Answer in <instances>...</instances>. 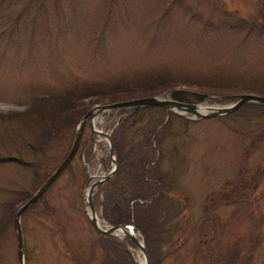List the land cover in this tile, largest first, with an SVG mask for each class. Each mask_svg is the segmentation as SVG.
<instances>
[{"label":"rangeland","instance_id":"rangeland-1","mask_svg":"<svg viewBox=\"0 0 264 264\" xmlns=\"http://www.w3.org/2000/svg\"><path fill=\"white\" fill-rule=\"evenodd\" d=\"M158 81L171 85L158 92ZM173 90L205 105L264 96V0H0V264H18L14 223L3 214L18 210L60 163L81 117L98 104ZM65 91H75L76 102L54 108ZM132 111H107L95 127L111 135ZM169 117L147 110L123 144L126 152L139 143L153 160L148 175L161 185L160 206L150 208L156 196L141 199L118 165L94 189L99 218L110 225L102 202L114 177L126 196L138 194V228L128 224L144 244L149 234L151 259L167 243L160 262L149 264H264V105L172 118L147 144L146 130ZM53 122L64 125L46 134ZM111 167L108 141L86 123L70 164L21 215L25 264H106L109 255L143 264L136 245L102 237L86 211L88 178Z\"/></svg>","mask_w":264,"mask_h":264},{"label":"water","instance_id":"water-1","mask_svg":"<svg viewBox=\"0 0 264 264\" xmlns=\"http://www.w3.org/2000/svg\"><path fill=\"white\" fill-rule=\"evenodd\" d=\"M233 101L228 103V105H205L201 102H183L171 97L165 96L164 94H156L146 97L133 98L122 100L113 103L106 104H98L88 110L79 120L75 127L74 137L69 148L67 154L60 161V163L55 167V169L50 173V175L45 179V181L38 187V189L27 199L16 211L14 217V226L17 237V259L18 264H25L24 258V243H23V234L21 228V215L22 213L30 207L33 203H35L46 191V189L53 183V181L59 176V174L66 168V166L70 163L77 148L79 146L80 140L82 138V134L84 131V127L86 123L90 128L91 134H99L106 138L109 144V156L111 160L112 167L110 171L101 176H90L86 182L85 188L87 192H84V203L86 205V211L88 217L93 223L97 232L104 235H114L123 238H128L131 242H133L139 249L143 264H149V256L147 250L145 248V244L143 239L138 235V229L135 228L134 225L119 223L116 225H108L107 223L102 222L99 218L92 196L94 193V189L96 185L103 183L105 180L110 178L116 171L118 163L116 160V152L114 148V144L109 132H105L103 130H99L95 127L96 118L106 113L110 110H119V109H137L144 106H160L163 107L166 111L171 110L177 114L183 115L190 119H201V118H212L220 115L228 114L242 104L247 102H255L264 105V96L256 95V94H237L230 96ZM95 181L90 184L92 179ZM140 233V232H139Z\"/></svg>","mask_w":264,"mask_h":264},{"label":"trees","instance_id":"trees-1","mask_svg":"<svg viewBox=\"0 0 264 264\" xmlns=\"http://www.w3.org/2000/svg\"><path fill=\"white\" fill-rule=\"evenodd\" d=\"M155 79L160 80V78H155ZM158 82L160 83L157 86H155L158 92H160V90L162 92L164 90L163 88L171 85L170 82H164V83L162 81H158ZM173 88L174 86L173 87L171 86V88L169 89L171 90ZM75 94H77L75 91H68V92L65 91L64 94L63 93L59 94V97H61L59 100L58 99H55L53 101L51 100V102L53 103H50V104L54 108H56L61 103L64 104L63 102H65L67 99H69V102L75 103L76 102L75 99L77 97V95ZM189 95L191 94L186 90H173L171 93V97L174 99L186 101V102L194 101L192 98L189 97ZM44 106L45 105H42L41 107H44ZM74 108L76 112H79V108H76V106H74ZM36 109H37V103L35 105V110ZM44 110L46 111V109ZM147 110H149V114L151 115L153 113L154 114L163 113L164 115L168 113L170 115V117L168 118V121L165 122L164 119H160L151 129L146 130L147 132H145L146 134H144L145 136L144 140L146 141L147 144L151 143L152 138L157 139V136L159 135V131H160V130H157V127L159 125H161L160 129L166 128L168 126L170 127L172 118L178 119L180 122H189V120H187V118L181 115H178L176 113L169 112V111L166 112L165 109L160 106H145V107L137 108L125 116L119 117L118 125L115 127V129H113L111 133V138H112L115 151H116V159H117L118 165L120 166V170L127 169L129 171V174L131 176V180L129 184L131 186L138 187L140 189L139 190L140 192L139 191H135V192L141 193V196H142L141 199L145 200L147 199V197L153 198L154 196H156L157 200L155 203L147 202L151 204L150 208H152L154 204L156 207L160 206V203L158 202L160 200L158 199V197H162L163 195L162 193L163 191H161V185L156 180H154V178H151V176L148 175L149 168L154 167V165L152 164L153 160L150 162V159H148L147 157L148 153L145 151V149L137 151L138 148L140 147L138 145L139 143H137L136 145H133L132 148L127 149L126 152H124V145H123L125 141V135L128 133L130 129H132V127L135 125V123L138 120L142 119V117L147 112ZM41 111H43V109ZM63 125L64 124L62 125L58 124L55 127L54 122H53L49 124L48 126L44 127V132L46 131V134L50 133L51 130L53 131L55 128H58V127L61 128L63 127ZM39 136H42V133ZM30 145L33 150L36 149V147L32 145V143ZM114 180H115L114 177H112L109 180V185L111 186V189H106L107 192L105 191V196L102 202V216L105 218V220H107L108 223L112 225H116L119 223H127V224L132 223L138 228V226L135 223L136 221L133 218V214H132V208L135 203L134 201L135 199L138 198V194L135 193L134 196L132 195L126 196L125 195L126 188H124L123 186H118L117 188H115V186L111 185ZM151 183L153 184V186H156L157 188H159L160 191L159 192L154 191L152 189L153 187ZM17 208L18 207L14 208L12 213L3 214L5 219L10 218L12 222L14 223V216H15ZM162 234H163V231L160 230V236H156V237H159L157 241L163 242V238L161 236ZM101 236L111 238V236H108V235H101ZM166 236H170V235L166 234ZM149 239H150L149 234L145 233L144 235L145 246H146V250L149 253L150 262L152 263L153 261H156V260H157L156 262H160L164 247L166 248L167 243L164 242V247L160 248V250L162 249L161 253L158 255L160 257L151 259L152 256L150 254V249H149ZM111 257L112 256L109 255V259L108 261H106V264H125L127 260V259L123 260L122 258L120 259V258H111Z\"/></svg>","mask_w":264,"mask_h":264}]
</instances>
